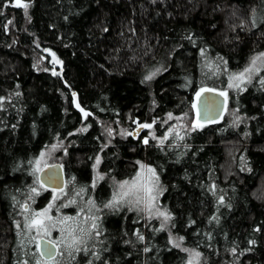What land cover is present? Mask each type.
Segmentation results:
<instances>
[{"label": "trees", "instance_id": "16d2710c", "mask_svg": "<svg viewBox=\"0 0 264 264\" xmlns=\"http://www.w3.org/2000/svg\"><path fill=\"white\" fill-rule=\"evenodd\" d=\"M22 2L26 9L0 0V264L42 261L18 213L35 160L52 146L66 180L99 207L110 199L109 178L153 167L171 216L164 231L133 211H103L64 264H190L189 251L196 264H264V78L236 100L228 93L219 121L161 142L145 132L109 141L103 129L170 115L190 122L198 91H223L264 50V0ZM72 92L89 115L75 109ZM163 130L155 126L160 138ZM96 164L99 199L87 189Z\"/></svg>", "mask_w": 264, "mask_h": 264}, {"label": "rangeland", "instance_id": "374dc122", "mask_svg": "<svg viewBox=\"0 0 264 264\" xmlns=\"http://www.w3.org/2000/svg\"><path fill=\"white\" fill-rule=\"evenodd\" d=\"M12 4L14 7H16V0H13ZM41 50H43L44 56L49 57V51L45 52V49ZM261 53H264V50L251 56L242 70L233 72L228 76L227 88L223 91H220L225 93L224 96L226 98H228L227 94L230 93L231 95H235L234 98L236 100L237 94H240L244 89L252 85L254 81L264 78V56H261ZM257 57L259 58L256 59ZM253 59H256V63L254 65L252 64ZM46 61H48L50 66H52V71L57 74L59 71L57 64L59 63L55 60H52L50 57ZM40 62H45V59L38 60L37 64L40 65ZM211 62L212 60L210 59L207 63L208 66L211 64ZM248 68H251V71L245 72V69ZM156 73L157 72H152V75H155ZM240 73H245L243 80L234 79V77L238 76ZM212 76L219 77L220 73L212 74ZM237 85L239 86L237 87ZM227 105L224 115L227 114L228 111ZM169 117L170 116H167L162 123H151L150 125H152V127L145 128L141 133L145 132L147 133V138H151L156 142H161L165 139V137L168 138L172 135L181 133L182 130L188 125L190 129H200L204 125L197 122L195 110L191 120L192 122H188L184 115L176 117L171 116V119ZM139 125L143 124L134 122V124H131L128 127H123L121 125H116L113 127V125L109 124L103 125V129L107 139L111 141L116 137L120 139L132 137L133 132L139 127ZM155 126L157 128L164 127L161 138L156 134ZM147 138L142 139V142L144 143ZM59 148L60 146H52L51 148L44 150L35 160L33 170L35 184L29 193H27L28 199L21 202L18 213V217L22 221L26 222L27 228L29 230L28 237L33 241L36 249L39 238H45L52 241L58 249L57 256L53 260H42L35 264H64L69 260L72 261L75 257V254L84 247L83 245H85V240L88 243L89 237L92 236V232H94L96 229V227H93V225L97 224L100 214L106 210L114 211L125 209L127 211H133L140 214L144 220H152L158 223L162 230L166 231L165 228L167 226L168 220L165 221L164 217L160 215V212L165 211L160 206L159 202V197L161 194L159 179L158 181L156 180V177L158 176L154 168L144 163L137 164V169L130 178L115 179L111 177L108 179V187L110 188L109 190H111L110 199L108 202L101 204L102 207H99V203L95 201L96 198L94 199L93 196L88 194V197H86L85 193H80L78 191L76 192L75 189H79L80 187L77 188L75 182L72 179H67L63 190L59 192L49 191L50 198L48 199L47 203L42 208L37 209L35 207V204L38 200L37 198L47 191L39 184L37 180V173L46 165L53 163L61 164L59 159L56 160L58 158L57 152ZM149 168L154 170L156 174L155 177L151 172L148 171ZM138 173L140 174L139 177L137 176ZM102 178L103 176L98 172L96 164L93 169L91 188L87 189L93 190V194H95L96 190L99 189ZM125 181H128L129 183L124 185V187H121ZM134 181H137L135 188L132 187ZM153 183L156 185V187L151 195L155 196V200H150L149 194L144 190V186H152ZM129 191L130 194L125 196L124 193ZM95 196L97 199H99V195L95 194ZM137 200H139V203H137ZM110 203L111 207H105V205ZM24 205H26V208L23 210L22 206ZM45 209H48L46 214L37 216V213H44ZM66 210L68 211L66 212ZM34 220L40 221L39 225H33ZM177 246L179 247V245ZM183 250H185V248H183ZM189 252V263L191 262V264H196L197 255H194L192 251Z\"/></svg>", "mask_w": 264, "mask_h": 264}, {"label": "water", "instance_id": "95a60500", "mask_svg": "<svg viewBox=\"0 0 264 264\" xmlns=\"http://www.w3.org/2000/svg\"><path fill=\"white\" fill-rule=\"evenodd\" d=\"M45 52L48 51L46 50ZM219 93L221 92L211 89V91L202 92L199 98L196 96L194 110L198 123L212 124L223 117L228 102L227 98L224 95H219ZM71 97L75 109L80 113H84L78 104L77 93L72 92ZM144 129L145 128L138 127L133 132L132 138L138 137ZM37 180L47 191H61L65 186L64 168L60 163L46 165L37 173ZM23 207L25 209L26 205ZM37 252L42 260L50 261L57 256L58 249L52 241L39 238L37 241ZM49 252L51 255H48Z\"/></svg>", "mask_w": 264, "mask_h": 264}, {"label": "snow or ice", "instance_id": "6c2138e0", "mask_svg": "<svg viewBox=\"0 0 264 264\" xmlns=\"http://www.w3.org/2000/svg\"><path fill=\"white\" fill-rule=\"evenodd\" d=\"M16 7H23V8H27V5L23 4L22 3V0H16V4H15ZM261 56H264V53H261L260 54ZM259 57H257L256 59H258ZM256 59H253L252 61V64L254 65L256 63ZM251 71V68H248V69H245V72H250ZM154 75V74H153ZM245 73H240L238 76L234 77V79H237V80H243V77H244ZM152 78V76H147L145 79L146 80H150ZM231 86V85H230ZM239 85H237L238 87ZM204 91H211V89H201L200 92H197V98L200 97L201 93L204 92ZM219 95H225V93L221 92L219 93ZM193 107H195V105H193ZM85 116L89 115V113H84ZM171 119V115L169 117ZM139 127L141 128H151L152 125L150 124H143V125H139ZM167 137H165L166 139ZM145 144L148 143L147 139L144 141ZM43 155V154H42ZM97 163H99V158H97ZM149 172L152 173V175L155 177V172L153 169L149 168L148 169ZM139 173L137 174V176L139 177ZM156 180L158 181V177H156ZM129 182L128 181H125L124 184L121 185V187H124V185H127ZM136 184H137V181H134L133 184H132V187L135 188L136 187ZM155 187L156 185L153 183L152 186H144V190L149 194V198L150 200H155V196H152L151 193L155 190ZM131 191V189H130ZM130 191L129 192H125L124 195L127 196L130 194ZM137 203H139V200H137ZM105 207H111V203L110 204H107L105 205ZM48 211V209H45L44 210V213H37V216H40V215H44L46 214ZM160 215L164 217V220L167 221V220H170L171 219V216L165 212H160ZM40 221H36L34 220L33 221V225H39ZM31 226V225H30ZM93 227H96V225H93ZM140 239H143V237H140ZM48 255H51V253L49 252ZM196 255H199L198 253ZM191 264V262H190Z\"/></svg>", "mask_w": 264, "mask_h": 264}, {"label": "flooded vegetation", "instance_id": "af4514ba", "mask_svg": "<svg viewBox=\"0 0 264 264\" xmlns=\"http://www.w3.org/2000/svg\"><path fill=\"white\" fill-rule=\"evenodd\" d=\"M137 138V137H136ZM64 173H65V170H64ZM65 184H66V174H65Z\"/></svg>", "mask_w": 264, "mask_h": 264}]
</instances>
